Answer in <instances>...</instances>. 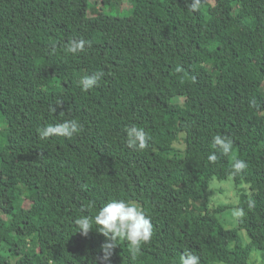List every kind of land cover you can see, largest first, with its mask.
Returning <instances> with one entry per match:
<instances>
[{
    "label": "trees",
    "instance_id": "trees-1",
    "mask_svg": "<svg viewBox=\"0 0 264 264\" xmlns=\"http://www.w3.org/2000/svg\"><path fill=\"white\" fill-rule=\"evenodd\" d=\"M130 2L114 17L101 9L122 0L98 11L91 0H0V264H180L189 251L200 264H249L205 197L227 178L248 186L237 228L264 252V0ZM80 39L85 51H65ZM92 74L98 84L82 90ZM68 120L73 136L39 135ZM132 128L144 149L129 146ZM112 199L151 219L135 258L117 240L104 261L98 226L77 232L76 218Z\"/></svg>",
    "mask_w": 264,
    "mask_h": 264
},
{
    "label": "clouds",
    "instance_id": "clouds-1",
    "mask_svg": "<svg viewBox=\"0 0 264 264\" xmlns=\"http://www.w3.org/2000/svg\"><path fill=\"white\" fill-rule=\"evenodd\" d=\"M198 3L199 0H192L191 7L195 9ZM87 43L83 39L72 40L66 45L65 51L70 54L81 53L85 51ZM100 76L101 74L85 75L81 80L82 90L87 91L96 86ZM79 129L80 126L76 120H68L56 125H47L38 131L42 138L54 135L71 137ZM145 138L146 133L143 130L132 128L129 131L128 144L134 149L142 150L147 146ZM231 143L227 137L219 135L214 137V144L225 153L230 150ZM209 160L215 161L216 156L210 155ZM246 166L243 160H236L233 165L236 170L244 169ZM74 223L77 226V232L84 236L93 231L94 224L98 226L96 232L105 237V243L102 245L104 261L110 258L111 250L117 246V240L127 241L131 255L135 258L140 253L141 245L148 243L153 236L150 217L138 203L133 201L112 199L99 208L95 216L81 215L75 219ZM180 264H200V260L197 255L189 251L181 255Z\"/></svg>",
    "mask_w": 264,
    "mask_h": 264
},
{
    "label": "rangeland",
    "instance_id": "rangeland-1",
    "mask_svg": "<svg viewBox=\"0 0 264 264\" xmlns=\"http://www.w3.org/2000/svg\"><path fill=\"white\" fill-rule=\"evenodd\" d=\"M91 3L95 11L102 8L101 0H91ZM120 7L102 8V13L111 15L114 17L128 16L131 10V2L127 3V0H122ZM94 12H90L92 15ZM5 126L3 120L0 119V129ZM249 194L248 186L245 184L235 185L231 178L224 180L213 179L207 189L205 197L208 201V206L211 214L217 219L218 223L225 230H233L236 232L237 240L231 244V248L234 245H238L241 248L248 249V263L249 264H264V252L250 248V240L246 233L237 228V218L239 215V201L241 194ZM5 206V197H0V209ZM5 233L0 231V237L4 238Z\"/></svg>",
    "mask_w": 264,
    "mask_h": 264
}]
</instances>
